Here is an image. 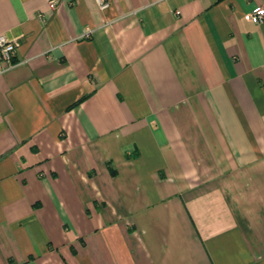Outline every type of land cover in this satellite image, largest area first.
I'll list each match as a JSON object with an SVG mask.
<instances>
[{
    "label": "crops",
    "instance_id": "obj_1",
    "mask_svg": "<svg viewBox=\"0 0 264 264\" xmlns=\"http://www.w3.org/2000/svg\"><path fill=\"white\" fill-rule=\"evenodd\" d=\"M0 0V264H264V0Z\"/></svg>",
    "mask_w": 264,
    "mask_h": 264
},
{
    "label": "built area",
    "instance_id": "obj_2",
    "mask_svg": "<svg viewBox=\"0 0 264 264\" xmlns=\"http://www.w3.org/2000/svg\"><path fill=\"white\" fill-rule=\"evenodd\" d=\"M100 7L107 6L106 0H97ZM49 6L55 8L54 0L49 1ZM250 19L255 23H260L264 20V6L258 5L249 13ZM19 43L15 39L8 38L5 34H0V61H5L10 65L12 63L13 55Z\"/></svg>",
    "mask_w": 264,
    "mask_h": 264
}]
</instances>
